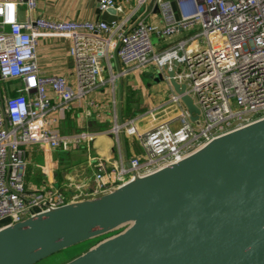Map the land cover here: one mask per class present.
Instances as JSON below:
<instances>
[{
	"label": "built area",
	"instance_id": "1",
	"mask_svg": "<svg viewBox=\"0 0 264 264\" xmlns=\"http://www.w3.org/2000/svg\"><path fill=\"white\" fill-rule=\"evenodd\" d=\"M171 1L153 0L160 18L154 24L141 14L148 0H136L126 14L128 0H99V12L114 10L111 22L50 20L32 15L36 0H0V228L111 191L184 158L233 122L241 126L264 116V0H174L177 19ZM46 35L72 40L74 89L63 75L41 72L38 40ZM113 58L122 65L115 73ZM150 67L169 89L141 116L153 123L140 131L136 117L114 119L109 131L117 141L121 133L134 136L138 153L125 160L119 155L116 163L91 157L92 176L69 197L47 183L27 189V147L66 151L92 136L57 127L66 108L116 77L140 76ZM164 67L174 68L172 78L184 85L197 114L174 91Z\"/></svg>",
	"mask_w": 264,
	"mask_h": 264
},
{
	"label": "water",
	"instance_id": "2",
	"mask_svg": "<svg viewBox=\"0 0 264 264\" xmlns=\"http://www.w3.org/2000/svg\"><path fill=\"white\" fill-rule=\"evenodd\" d=\"M164 71L197 114L174 68ZM120 227L63 264H264V116L111 191L1 227L0 264H35Z\"/></svg>",
	"mask_w": 264,
	"mask_h": 264
},
{
	"label": "crops",
	"instance_id": "3",
	"mask_svg": "<svg viewBox=\"0 0 264 264\" xmlns=\"http://www.w3.org/2000/svg\"><path fill=\"white\" fill-rule=\"evenodd\" d=\"M135 1L128 0L123 4L124 14L129 12ZM97 3V0H36L32 15L50 20L102 19V13L98 11ZM141 14L149 22L154 24L160 22L158 12L151 0L142 6ZM71 44L72 40L65 36H41L38 40L37 57L42 73H59L74 89L76 77L73 58L68 51ZM111 68L115 73L119 68H122V65L113 58ZM153 68L150 67L140 76L116 77L113 83L106 82L91 92L81 105L66 108L57 127L65 134L84 130L91 132L92 136L88 141L82 142L78 146H72L64 152L36 145L27 147L24 176L27 189L35 190L47 183L69 197L72 193H77V185L86 186L84 183L92 176L93 170L89 165L91 157H100L116 163L119 160V155L125 160L138 153L140 147L134 136L121 133L117 141L109 131L114 119L120 122L136 117L140 131L145 130L153 123L149 117H141L143 113L134 112L130 108V104L126 102V98L131 92L136 96L139 95L137 87L141 88L145 100L143 112L166 98L165 96L159 100L154 99L148 85L144 82V75L145 77L151 76L152 73L149 71ZM102 74L107 77L108 70L104 69ZM133 88L136 90L133 91ZM51 115L54 114L51 113Z\"/></svg>",
	"mask_w": 264,
	"mask_h": 264
},
{
	"label": "rangeland",
	"instance_id": "4",
	"mask_svg": "<svg viewBox=\"0 0 264 264\" xmlns=\"http://www.w3.org/2000/svg\"><path fill=\"white\" fill-rule=\"evenodd\" d=\"M152 70V71H151ZM149 72L152 73L151 76L145 77L144 75V82L148 85L149 91L152 95V97L156 100L162 99L169 93V89L167 87V84L161 80V73L158 72L156 69H151ZM133 91L136 90V88L132 89ZM138 96H136L134 93H130L129 97L126 98V102L130 104V108L138 113H144L145 110V100L142 95V91L140 87H137ZM129 111V110H128ZM238 121L233 122L230 124L225 130H231L233 128L238 127ZM120 142V138H119ZM58 152H64L62 150H57ZM125 227H120L116 232L123 230ZM114 232V233H116ZM114 233H108L101 236H98L96 238L88 239L86 241H83L81 243H78L76 245L70 246L68 248H65L59 252H56L49 257L42 259L35 264H63L81 253L85 252L95 244H97L99 241L103 240L104 238L110 236Z\"/></svg>",
	"mask_w": 264,
	"mask_h": 264
},
{
	"label": "clouds",
	"instance_id": "5",
	"mask_svg": "<svg viewBox=\"0 0 264 264\" xmlns=\"http://www.w3.org/2000/svg\"><path fill=\"white\" fill-rule=\"evenodd\" d=\"M8 7H9V9H11L12 6L11 5H8Z\"/></svg>",
	"mask_w": 264,
	"mask_h": 264
},
{
	"label": "trees",
	"instance_id": "6",
	"mask_svg": "<svg viewBox=\"0 0 264 264\" xmlns=\"http://www.w3.org/2000/svg\"><path fill=\"white\" fill-rule=\"evenodd\" d=\"M114 232H116V230H115V231H112V232H110V233H114Z\"/></svg>",
	"mask_w": 264,
	"mask_h": 264
}]
</instances>
